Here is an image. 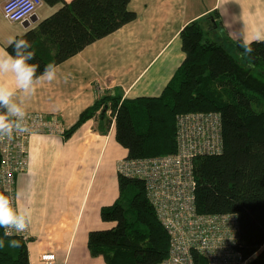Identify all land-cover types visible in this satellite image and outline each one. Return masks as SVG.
<instances>
[{
  "label": "trees",
  "instance_id": "1",
  "mask_svg": "<svg viewBox=\"0 0 264 264\" xmlns=\"http://www.w3.org/2000/svg\"><path fill=\"white\" fill-rule=\"evenodd\" d=\"M131 1L44 0L58 9L16 39L30 43L39 74L48 63L57 67L133 22ZM212 16L222 26L218 13ZM203 21H193L182 30L185 59L161 95L134 100L103 95L65 137L103 114L106 130L115 122L116 139L127 150V158L161 157L178 151L179 115L219 112L223 151L194 160L197 212L236 214L238 250L251 259L248 264H264V42H254L252 53L240 58L242 41L232 43L233 47L213 41ZM6 50L12 52V47ZM1 162L0 154V166ZM119 188L118 200L101 212L102 220L112 226L89 233L91 255L106 264L162 263L171 255L172 237L148 199L144 181L119 175ZM0 239L5 241L0 264H30L24 241L5 237L3 229ZM12 239L19 240L20 247H8ZM194 259L196 264H208L197 253Z\"/></svg>",
  "mask_w": 264,
  "mask_h": 264
},
{
  "label": "crops",
  "instance_id": "2",
  "mask_svg": "<svg viewBox=\"0 0 264 264\" xmlns=\"http://www.w3.org/2000/svg\"><path fill=\"white\" fill-rule=\"evenodd\" d=\"M6 1L0 0L5 50L10 39L58 8L44 4L32 25L13 24L4 16ZM129 9L136 14L133 22L58 65L56 79L38 85L27 102V113L56 117L64 132L33 135L28 169L16 178L18 206L33 209L30 264H43L44 253L56 254L58 264H106L91 255L88 238L112 226L101 212L120 196L117 167L128 153L116 139L115 122L106 130L103 114L65 137L81 114L103 95L122 100L161 95L185 59L181 32L193 21L204 20L209 38L230 47L264 30V0H132Z\"/></svg>",
  "mask_w": 264,
  "mask_h": 264
},
{
  "label": "built area",
  "instance_id": "3",
  "mask_svg": "<svg viewBox=\"0 0 264 264\" xmlns=\"http://www.w3.org/2000/svg\"><path fill=\"white\" fill-rule=\"evenodd\" d=\"M44 0H7L3 12L13 24L32 25ZM28 132L15 133L0 141V191L17 203L16 178L28 169L30 139L35 134L64 133L56 117L27 113ZM178 151L175 154L143 159L125 158L118 163L123 177L139 178L147 197L172 237L171 255L160 264H196L194 253L208 264H248L237 246L240 240L238 216L200 214L196 208L194 160L201 155L219 154L224 149L222 116L219 112H190L178 116ZM28 244L29 228L13 233ZM43 264H58L54 253L41 256Z\"/></svg>",
  "mask_w": 264,
  "mask_h": 264
},
{
  "label": "clouds",
  "instance_id": "4",
  "mask_svg": "<svg viewBox=\"0 0 264 264\" xmlns=\"http://www.w3.org/2000/svg\"><path fill=\"white\" fill-rule=\"evenodd\" d=\"M254 42H264V30H256L251 39H244L240 44V58H247L252 53ZM12 52L0 48V141L10 139L15 133L28 132L26 124L27 102L36 94L37 86L44 82H52L57 77V67L48 63L38 74L39 63L31 51L26 39H10ZM33 217V209L25 205L19 207L12 196L0 191V229L4 236L26 231ZM5 241L0 239V248ZM8 247H20V241H8Z\"/></svg>",
  "mask_w": 264,
  "mask_h": 264
},
{
  "label": "rangeland",
  "instance_id": "5",
  "mask_svg": "<svg viewBox=\"0 0 264 264\" xmlns=\"http://www.w3.org/2000/svg\"><path fill=\"white\" fill-rule=\"evenodd\" d=\"M57 9H58V8H57ZM57 9H56V10H57ZM56 10H55V11H56ZM234 50H235V48L233 49V51H234ZM109 154H110V153L107 154V156H106V160H107ZM127 203H128V200H125V199H124V201H123V205H124V206H127Z\"/></svg>",
  "mask_w": 264,
  "mask_h": 264
},
{
  "label": "water",
  "instance_id": "6",
  "mask_svg": "<svg viewBox=\"0 0 264 264\" xmlns=\"http://www.w3.org/2000/svg\"><path fill=\"white\" fill-rule=\"evenodd\" d=\"M27 27H29V26H27Z\"/></svg>",
  "mask_w": 264,
  "mask_h": 264
}]
</instances>
